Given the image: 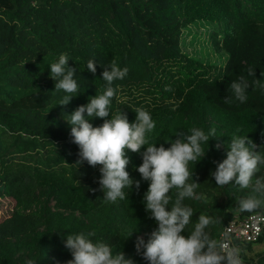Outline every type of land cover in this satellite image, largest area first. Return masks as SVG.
Listing matches in <instances>:
<instances>
[{"label": "trees", "instance_id": "1", "mask_svg": "<svg viewBox=\"0 0 264 264\" xmlns=\"http://www.w3.org/2000/svg\"><path fill=\"white\" fill-rule=\"evenodd\" d=\"M211 23L218 30L209 33L208 42L226 54L217 63L183 43L187 26ZM62 53L77 69L81 92L67 106L57 105L64 93H53L50 78V65ZM90 59L96 61L95 75L86 69ZM114 59L128 74L112 85L111 112L126 113L131 123L136 108L148 111L156 122L150 143L167 148L165 141L176 139L177 132L217 130L219 138L202 145L205 157L189 165L200 183L196 198L184 201L193 208L189 229L205 214L218 219L208 231L219 239L227 221L252 214L236 211V200L250 190L217 187L211 172L226 158L237 128V135L248 136L264 154V93L249 88L245 103L224 102L231 82L247 76V68L264 79V0H0V198L13 201L11 213L0 220V264H66L72 257L62 236L92 230L114 253L147 264L135 241L138 236L147 241L156 227L143 203L148 182L141 181L138 192L135 186L125 189L123 201L103 203V192L91 191L99 189L100 166L74 165L79 149L63 118L102 92L103 67ZM89 122L96 127L103 120ZM127 155L126 170L140 180L134 169L141 156ZM257 178L264 182V167ZM126 229L137 231L126 240ZM262 241L264 233L254 243ZM251 244L239 248L247 251ZM241 257L243 264H264V254Z\"/></svg>", "mask_w": 264, "mask_h": 264}, {"label": "clouds", "instance_id": "2", "mask_svg": "<svg viewBox=\"0 0 264 264\" xmlns=\"http://www.w3.org/2000/svg\"><path fill=\"white\" fill-rule=\"evenodd\" d=\"M69 60L68 54L62 53L58 61L50 65V78L55 82L53 93H64L57 104L59 106H67L81 93L75 79L77 69L68 66ZM103 68L105 87L102 92L63 117H67L65 121L71 126V143L79 149L74 165L78 169L85 163L92 168L100 166L99 189L91 191L103 192L102 202L115 204L128 198L125 189L131 192L135 186L138 192L141 181L148 182L143 203L148 218L154 220L156 227L147 241L141 236L135 241L136 253L147 264H243L242 250L227 243L230 238L228 232L223 233L220 239L211 237L208 229L219 223L218 219L200 214L193 227H188L192 223L193 208L184 201L196 198V190L200 187V183L193 179L194 172L189 165L197 164L205 157L202 145H209L210 140L219 138L216 128L205 132L202 128L192 127L186 133L177 132L176 139L165 141L169 147L164 144L157 147L149 140L156 122L148 111L136 108L135 121L131 123L126 113L111 112L116 95L112 85L127 76L128 68H122L115 59ZM86 69L95 75L96 61L88 60ZM260 75L264 77V73ZM248 77L254 79L249 80ZM249 88L264 93V79H258L252 67L247 68V76L241 75L231 82L230 94L224 102L229 105L235 101L245 103ZM95 118L102 119V125L94 127L89 122ZM240 131V128L236 129V133ZM236 133L227 144L226 158L217 163L211 176L217 187L232 185L238 192L250 190L236 200V211L256 213L264 209V182L260 178L254 181L264 167V154L255 151L257 145L248 136ZM145 147L146 150L141 151ZM216 147L219 149L221 145ZM129 151L142 158V163L134 169L140 174V180L133 179L126 170L130 163ZM135 231L124 230L126 240ZM96 235L92 230L62 236L64 247L72 257L66 264H135L132 258H126L123 251L114 253L112 245L95 240ZM26 264L34 262L28 260Z\"/></svg>", "mask_w": 264, "mask_h": 264}, {"label": "rangeland", "instance_id": "3", "mask_svg": "<svg viewBox=\"0 0 264 264\" xmlns=\"http://www.w3.org/2000/svg\"><path fill=\"white\" fill-rule=\"evenodd\" d=\"M217 30L218 26L213 23L201 26H187L185 29V37L187 38L185 42L183 41L188 46L187 51L192 50L199 58L211 60L216 63L220 62V60L225 58L226 54L222 50H213L208 42L209 33ZM12 208L13 201L11 199L0 198V220L7 217L11 213ZM241 253L245 257L255 260L258 256L264 254V241L251 244L249 250H243Z\"/></svg>", "mask_w": 264, "mask_h": 264}, {"label": "built area", "instance_id": "4", "mask_svg": "<svg viewBox=\"0 0 264 264\" xmlns=\"http://www.w3.org/2000/svg\"><path fill=\"white\" fill-rule=\"evenodd\" d=\"M225 232L229 233L227 243L230 246L239 247L240 243H254L264 233V213H252L244 218L233 217L223 225L219 239Z\"/></svg>", "mask_w": 264, "mask_h": 264}]
</instances>
